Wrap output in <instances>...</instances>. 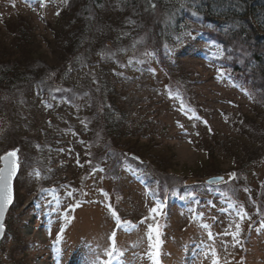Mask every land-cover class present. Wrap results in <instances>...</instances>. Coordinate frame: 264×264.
Masks as SVG:
<instances>
[{
    "label": "rangeland",
    "instance_id": "rangeland-1",
    "mask_svg": "<svg viewBox=\"0 0 264 264\" xmlns=\"http://www.w3.org/2000/svg\"><path fill=\"white\" fill-rule=\"evenodd\" d=\"M55 1L43 0L42 6V0H0V39L4 25L16 21L29 22L33 34L42 36L41 19L53 25ZM189 45L207 57L210 48L191 41ZM38 53L43 58L47 49L41 46ZM129 56L111 71L104 65L88 68L75 80L93 84L98 96L102 75H113L132 136L126 137L123 129L115 144L122 149L126 143L154 170L184 179L166 178L178 186L161 185L162 199L124 162L118 173L108 175L110 162L100 155L106 141L99 135L93 145L84 121L85 100L71 105L33 100L11 118L0 116V157L13 151L17 158L22 155L13 203L3 223L0 264L107 262L105 252L113 250V243L111 264H213L214 259L218 264H264V163L249 166L235 178L231 172L219 176L224 180L217 185L205 184L212 178L205 177L209 169L226 171L231 166L213 149L240 138L234 118L257 109L252 93L238 76L227 84L219 73L229 71L213 57H185L176 60L174 68L175 57L167 58L171 85L148 55ZM207 149L213 150L212 157ZM234 158L235 168L242 167L243 153ZM171 198L180 207L170 205ZM153 207L157 213L151 212ZM243 213L247 216L241 220ZM116 216L130 223L118 224ZM237 224L239 243L233 238ZM149 226H159L158 249L152 247L155 233L149 240ZM226 229L230 234L222 235Z\"/></svg>",
    "mask_w": 264,
    "mask_h": 264
},
{
    "label": "trees",
    "instance_id": "trees-1",
    "mask_svg": "<svg viewBox=\"0 0 264 264\" xmlns=\"http://www.w3.org/2000/svg\"><path fill=\"white\" fill-rule=\"evenodd\" d=\"M57 1L53 25L41 19L45 26L42 36L36 37L26 21L4 25L6 32L0 39V116L11 118L33 100L55 105L85 100L84 121L93 145L99 135L106 141L100 151L110 162L106 173L115 175L124 162L135 178L144 180L148 189L155 187L163 199L161 185L166 189L178 186L166 178H184L160 173L134 148L125 143L121 149V144H115L124 130L126 137L132 136L126 129L127 114L119 106L123 99L120 101L115 91L114 76L102 75L98 96L90 87L93 84L78 83L75 77L97 66L104 65L111 71L129 55L151 53L148 56L174 85L167 58L175 57L171 64L174 68L176 60L185 57H213L229 71L222 76L227 84L232 83V76L243 81L257 109L251 108L247 113L250 116L239 114L234 118L236 136L240 137L237 141L223 142L213 149L231 161V166L226 171L209 169L205 177L230 172L237 176L249 166L264 163V0ZM190 41L210 48L207 57L191 48ZM41 46L47 49L43 58L38 53ZM209 149L206 155L212 157L213 150ZM238 153H243L245 160L242 167L235 168L238 162L234 156ZM133 156L139 162L129 158ZM21 157L19 154L20 167ZM167 201L164 206H168ZM171 204L180 207L175 198L170 199Z\"/></svg>",
    "mask_w": 264,
    "mask_h": 264
},
{
    "label": "snow or ice",
    "instance_id": "snow-or-ice-1",
    "mask_svg": "<svg viewBox=\"0 0 264 264\" xmlns=\"http://www.w3.org/2000/svg\"><path fill=\"white\" fill-rule=\"evenodd\" d=\"M42 6H43V0H42ZM59 13H57L58 15ZM146 55H151V53H146ZM219 75L222 77L224 75L223 72H220ZM0 159H2L4 161V168L0 169V217L3 216V213L5 211V209L7 208V206L11 203L12 201V186H11V181L12 178L16 175L19 164H18V158H17V153L15 151L13 152H9L6 156L4 157H0ZM37 177L39 176V173H36ZM231 178H235V173L230 174ZM224 177H219L217 178L216 181H209V183H216V182H220L223 181ZM69 196L72 195V193H68ZM105 196H107L106 193H104ZM79 206V205H77ZM110 207V205H109ZM158 208L157 207H153L151 209L152 213H157ZM113 215H115V213H113ZM247 216V213H243L242 215H240V219L243 220L245 217ZM116 220L118 224H123V223H130V222H121L120 218L118 216H116ZM205 228H207V225H204ZM261 227H264V225H261ZM237 231L234 235V239H237V237L240 234V225L237 224L236 225ZM0 230H2V228H0ZM149 240L152 239V235L151 233H155L156 234V243L155 245H152V247L155 248H159V245L161 243L159 236H160V232H159V226L153 228L152 226H149ZM229 231L226 229L222 235H229ZM209 237L211 238L212 233L209 232L208 233ZM113 241H114V235H113ZM237 243H239V240L237 239ZM115 252V246L113 243V250L111 252H105V255L109 257V260L107 262L104 261H97L96 264H111V257ZM158 253L153 254V257L155 258V255ZM212 256L215 257L216 253L215 251L212 252ZM213 264H218V260L214 259L213 260Z\"/></svg>",
    "mask_w": 264,
    "mask_h": 264
},
{
    "label": "water",
    "instance_id": "water-1",
    "mask_svg": "<svg viewBox=\"0 0 264 264\" xmlns=\"http://www.w3.org/2000/svg\"><path fill=\"white\" fill-rule=\"evenodd\" d=\"M7 154H8V153H7ZM7 154H6V155H7ZM6 155H4V156H6ZM4 156H2V157H4ZM4 166H5L4 161H3L2 159H0V169H3ZM18 172H19V167H18V170H17L16 175L12 178V181H11V186H12V201H11V203L7 206V208L5 209V211H4V213H3V216L0 217V228H2V230H0V241H1L2 236H3V233H4V226H3V223H4L5 216L7 215L8 211H9V209H10L12 203H13V198H14V194H13V193H14V192H13V185H14V182H15L16 177H17V175H18ZM217 178H219V177L209 178V179H207V180L205 181V183H206L207 185H217V184L221 183L222 181H220V182H216V183H209V181H216Z\"/></svg>",
    "mask_w": 264,
    "mask_h": 264
},
{
    "label": "bare ground",
    "instance_id": "bare-ground-1",
    "mask_svg": "<svg viewBox=\"0 0 264 264\" xmlns=\"http://www.w3.org/2000/svg\"><path fill=\"white\" fill-rule=\"evenodd\" d=\"M213 178V177H212ZM207 180V179H206Z\"/></svg>",
    "mask_w": 264,
    "mask_h": 264
}]
</instances>
